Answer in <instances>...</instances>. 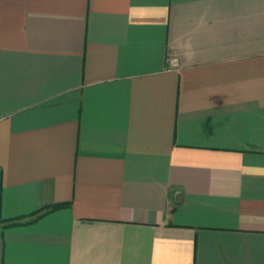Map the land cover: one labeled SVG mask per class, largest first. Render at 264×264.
I'll return each mask as SVG.
<instances>
[{"label":"crops","instance_id":"crops-1","mask_svg":"<svg viewBox=\"0 0 264 264\" xmlns=\"http://www.w3.org/2000/svg\"><path fill=\"white\" fill-rule=\"evenodd\" d=\"M0 264H264V0H0Z\"/></svg>","mask_w":264,"mask_h":264},{"label":"trees","instance_id":"trees-1","mask_svg":"<svg viewBox=\"0 0 264 264\" xmlns=\"http://www.w3.org/2000/svg\"><path fill=\"white\" fill-rule=\"evenodd\" d=\"M61 206H63V204H55V205H52V206H49V207L43 208V209H41V210H39V211H37V212H34L33 215H35V216H36L35 218H37V217H39L40 215H42V214H44V213H46V212H49V211H51V210H53V209L59 208V207H61ZM13 221H14V220H7L6 222H7V223H10V224H14Z\"/></svg>","mask_w":264,"mask_h":264}]
</instances>
